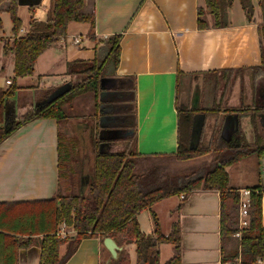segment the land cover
Wrapping results in <instances>:
<instances>
[{
    "label": "crops",
    "instance_id": "crops-1",
    "mask_svg": "<svg viewBox=\"0 0 264 264\" xmlns=\"http://www.w3.org/2000/svg\"><path fill=\"white\" fill-rule=\"evenodd\" d=\"M252 1L256 10L252 20H248L240 0H235L228 11V25L215 27L213 16L207 14L206 20L211 26L202 29L199 27V9L206 7L205 0H96L94 26L88 22H70L67 33L38 58L34 74L15 78L16 57L11 48L15 40L31 31L32 18L47 22L52 2L18 0L17 12L22 21L19 33L14 34L13 27L6 29L2 19L0 89L15 81L18 89L11 98L23 94L22 91H31L44 100L41 104L50 101L86 79L85 66L78 61L91 62L101 58V61H108V40L121 35L118 63L106 67L97 99L91 91L73 103L72 108L86 106L84 99L93 95L98 117L84 115L68 119L73 129L76 124L84 126L85 130H81L85 135L83 132L82 135L89 138L93 158L96 138L100 141L96 145L99 151L130 152L135 149L141 156H174L179 147V109H206L199 144L206 137L213 141L224 137L223 131L227 128H236L234 134L238 129H250L248 134L252 136V142L260 137L264 144V103L261 100L264 90L255 94L256 85L253 95L244 96L248 105L243 107V103L231 104V94L228 95L226 90L215 93L214 85L219 87L221 83L209 80L212 75L255 72L253 68L262 64L260 26L263 20L259 18L257 0ZM9 3H0L1 18L9 13ZM74 37L80 38V42H75ZM225 80L228 85L230 77ZM11 98L6 106V117L10 114L19 116L41 105H31L16 112L19 104L16 101L10 103ZM101 105L106 110H101ZM9 107L13 110H8ZM198 112L195 111L194 119ZM58 133L57 119H36L0 143V202L45 200L56 196L59 187ZM248 134L245 133L246 138L251 142ZM255 154L258 153L241 161ZM80 157L84 164L91 160L90 153L82 154L81 149ZM260 157H264V153ZM89 170L87 166L85 174L90 175ZM228 173L230 188L264 187V183L257 184L254 180L232 184L230 171ZM145 212L151 217L149 222V216H144L146 231L141 220ZM153 213L166 236L171 233L174 223H180L181 264H222L224 251H230L232 247L231 242L224 247L222 241L221 195L218 191L201 189L188 197L174 195L140 212L138 220L146 235L155 232ZM68 229L71 228L61 225L58 235L64 237L63 233H68ZM237 237L241 239L238 233ZM103 241L101 237L84 239L65 264H106L110 252ZM65 249L62 247V253ZM159 251L162 263L174 255L173 245L168 243H163ZM129 254L135 264L131 252ZM40 258L41 248L35 245L20 251L19 264H40ZM263 262L264 257L260 264Z\"/></svg>",
    "mask_w": 264,
    "mask_h": 264
},
{
    "label": "trees",
    "instance_id": "trees-1",
    "mask_svg": "<svg viewBox=\"0 0 264 264\" xmlns=\"http://www.w3.org/2000/svg\"><path fill=\"white\" fill-rule=\"evenodd\" d=\"M4 1L10 2L7 11L13 20V32L18 34L22 27L17 12L18 0H0V3ZM205 1L206 7L199 9V27L203 29L211 26L206 20L207 14L213 16L215 27L228 25V11L235 0ZM240 2L248 20H252L255 12L252 0ZM259 6L263 20L260 26L262 64L253 68L256 73L254 83L258 77L264 78V0H259ZM95 7L96 0H52L47 22L32 18L31 31L15 40L11 48L16 57L15 78L34 74L38 58L60 36L67 33L70 22H88L94 26ZM2 30L3 21L0 16V33ZM120 38L121 35H116L108 40V61L77 62L85 66L84 81L19 116L6 117L7 103L18 89L15 81L8 88L0 89V143L36 119L54 118L59 123L58 192L55 197L45 200L0 202V264H19L20 251L35 245L41 248L40 264H65L84 239H104L108 236L113 237L120 245H136L135 264H181L180 223H174L171 233L166 236L161 232L157 215L153 213L155 232L146 235L141 230L138 215L168 197H188L201 189L218 191L221 195V236L224 247L230 241L234 245L237 233L242 232L241 240L237 238V246L230 252L224 251L222 264H233L237 259H240V264H259L264 257V187H252L250 225L241 229L239 190L230 188L227 171L229 166L243 158L254 153H264L260 137L257 136V140L251 143L243 129H238L231 138H216L213 149L216 157L207 172L188 173L182 179L178 174L159 175L156 167L143 162L155 157L141 156L135 149L130 152L99 151L96 145L100 141L96 138L93 143L94 166L89 165V173L92 172L94 179L89 183L87 192L82 194V176L89 174H85L86 167L80 157L79 139L74 129L68 125L66 107L72 106L79 96L87 92L93 91L97 99L106 67L111 63H118ZM197 110L206 111L205 108ZM197 110L179 109L178 152L167 158L183 161L210 153L211 149L201 148L199 143L194 144V113ZM66 125L68 129H65ZM183 128L187 129V135L183 133ZM63 224L72 228L76 235L65 238L59 236L58 232ZM39 236L43 237L38 238ZM163 243L173 245L174 249L173 257L165 263L160 261L159 250ZM64 246L66 249L62 253ZM114 264H133L129 252L124 249L119 261Z\"/></svg>",
    "mask_w": 264,
    "mask_h": 264
},
{
    "label": "rangeland",
    "instance_id": "rangeland-1",
    "mask_svg": "<svg viewBox=\"0 0 264 264\" xmlns=\"http://www.w3.org/2000/svg\"><path fill=\"white\" fill-rule=\"evenodd\" d=\"M253 2V1H252ZM254 5V3H253ZM257 8H259V18L260 21H262V15H261V8L259 7V0H257ZM255 15H256V10H255ZM2 19L4 20L5 23V28H9L12 29L13 27V23L11 20V17L9 15V13L4 14V16H2ZM11 32V30H10ZM102 60V58H101ZM99 60V61H101ZM231 74L230 76L225 74V75H212L209 77V80L211 79L212 81H216L218 83H221V85L219 87H215L214 85V91L215 93L218 91L224 92L226 90V92H228V95L231 94V104L233 102H235L236 104L242 105L243 103V107L244 104L245 106L248 105V102H246L244 96L246 94H250L253 95L254 94V89L256 88L254 84L258 85L257 86V91L255 92V94H259L260 89L264 90V78H257V82L254 83V80L256 78V73L255 72H248L247 74L245 72L239 73V74ZM241 75H242V83H241ZM230 77V82H228V85L225 80V78H229ZM22 85H24L25 81L21 82ZM227 85V86H226ZM10 86V85H9ZM8 86V87H9ZM7 87V88H8ZM242 88L244 90H242ZM28 90V89H27ZM220 92V93H221ZM20 93V92H19ZM23 94H19L17 97L11 98L10 103L15 102L19 105H17V111L19 112L22 109H27L29 106L31 105H38L41 104L44 100H41L40 98L38 99L36 94L31 93V91H22ZM95 97V96H94ZM258 98V96H257ZM262 103H264V99L262 98ZM9 103V105H11ZM211 103V101L209 102ZM208 103V104H209ZM84 104L86 106L80 105L82 107H74V104L72 106H69L66 108V118L69 120H74V119H78L80 117H84V115H94L96 118L98 117V113L96 111L95 105L94 104V99H93V95H88L87 98L84 99ZM212 104V103H211ZM210 104V105H211ZM8 105V106H9ZM213 107V106H210ZM105 107L103 105H101V110H106L104 109ZM10 111L13 110V108L9 107ZM8 115V114H7ZM10 117H14L13 114H10ZM206 118V114L204 111H200L198 112L196 119H195V137H196V141H199V135H200V128L202 126V124L204 123ZM9 119V118H8ZM7 119V120H8ZM245 122V120H244ZM73 122H72V126H73ZM69 125V122H68ZM68 125L65 126V129H68ZM243 131L245 133H251L250 129H245L243 128ZM236 132V128L231 129V128H227L226 130L223 131V135L225 138H231L233 135H235L234 133ZM183 133L185 135H187V129L183 128ZM250 135V134H248ZM194 142V144L197 145V142ZM250 141L251 143H253V138L250 135ZM215 144L216 141L212 140V139H208V137L205 138V140H203V142L200 143L201 148H208L211 149L210 153L211 154H205L199 157H195L193 159L190 160H177L176 158H167V157H160V158H154V159H149L146 162L143 161L146 165L152 164L153 167H156L159 171V175H164V176H173L178 174V176H181L180 178L182 179V176L187 175L188 173H194L197 172L198 174H203L205 172H207V170L212 166V161L215 159L216 157V153L214 152V148H215ZM260 144H263L262 142ZM87 151L90 153L91 157L89 161L85 162V167L89 166L90 164H93L94 166V162H93V153H91L92 151L87 149ZM260 160H261V165H260ZM93 171V168H92ZM228 171H230L231 174V180H232V184L235 183H251L253 180L258 182L257 184H263L264 183V157H260L258 154L253 155L252 157H250L247 160H243L241 161V163L239 164H235L233 166H231L230 168H228ZM92 173V172H91ZM259 176H263V179H259ZM88 190V188H87ZM86 190V191H87ZM166 204V203H165ZM144 216H149V222H151V217L149 212H145V214H143V216L141 217L142 223L144 225V230L146 231L148 228L146 227V220L144 219ZM148 222V221H147ZM67 237L72 236L73 234H76L74 232V230L68 229L67 230ZM236 238V237H235ZM234 238V245L231 243V249L232 250L234 248V246H237V238ZM240 238V237H239ZM241 240V239H238ZM231 242V241H230ZM135 244L134 245H130L128 244L125 248V250L131 252L132 256H133V262H136V249H135ZM168 248H171V246H169ZM170 250V249H169ZM240 250V249H239ZM228 252H230L228 250ZM164 254V253H163ZM264 264V262L262 263Z\"/></svg>",
    "mask_w": 264,
    "mask_h": 264
},
{
    "label": "water",
    "instance_id": "water-1",
    "mask_svg": "<svg viewBox=\"0 0 264 264\" xmlns=\"http://www.w3.org/2000/svg\"><path fill=\"white\" fill-rule=\"evenodd\" d=\"M63 93H61V94H63ZM61 94H59L58 96H60ZM58 96H56V97H58ZM55 98H53V99H55ZM197 98L198 99L200 98V92L197 95ZM83 127L84 126L82 124H76L74 126V130H75V132L78 136V139H79V146H80L82 154L84 152H86L87 149H89V147H90L89 138L85 137L84 136L85 134L82 131V130H85V129H83ZM82 132L84 135H82ZM93 179H94V175L92 173L89 176H87V175L82 176V181H81L82 194H85L87 192L86 190L89 187V183ZM103 243H104V246L110 252V257L108 258L106 264H114L115 262L119 261L121 254L124 250V245H120L113 237H110V236L105 237Z\"/></svg>",
    "mask_w": 264,
    "mask_h": 264
},
{
    "label": "built area",
    "instance_id": "built-area-1",
    "mask_svg": "<svg viewBox=\"0 0 264 264\" xmlns=\"http://www.w3.org/2000/svg\"><path fill=\"white\" fill-rule=\"evenodd\" d=\"M18 38V37H17ZM75 42H80V38L74 37ZM8 83H11V81H8ZM252 194L253 189L252 188H244L239 190L240 195V201H239V223L240 228H248L250 225V213H251V205H252ZM241 233H238V236H240ZM63 236L66 237L67 233H63ZM236 263L233 264H240V259L236 260ZM261 261H259V264Z\"/></svg>",
    "mask_w": 264,
    "mask_h": 264
}]
</instances>
